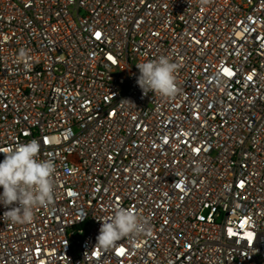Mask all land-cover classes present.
Masks as SVG:
<instances>
[{"label":"built area","instance_id":"2783aa9c","mask_svg":"<svg viewBox=\"0 0 264 264\" xmlns=\"http://www.w3.org/2000/svg\"><path fill=\"white\" fill-rule=\"evenodd\" d=\"M32 139L54 202L0 204V264H264V0H0V149ZM118 206L148 233L95 247Z\"/></svg>","mask_w":264,"mask_h":264},{"label":"clouds","instance_id":"9594fccd","mask_svg":"<svg viewBox=\"0 0 264 264\" xmlns=\"http://www.w3.org/2000/svg\"><path fill=\"white\" fill-rule=\"evenodd\" d=\"M203 6L209 0H199ZM20 56H26L21 50ZM139 76L136 83L143 95L149 92L161 97L173 98L179 88L176 84L178 65L168 57L136 64ZM42 143L32 139L14 147L0 149L4 159L0 162V204L7 210L3 213L4 221L13 224L31 223L36 208H48L54 202L56 165L52 159H41ZM149 231L145 218L130 209L117 207L110 217L102 220L95 247L107 250L118 241L129 236H140Z\"/></svg>","mask_w":264,"mask_h":264}]
</instances>
